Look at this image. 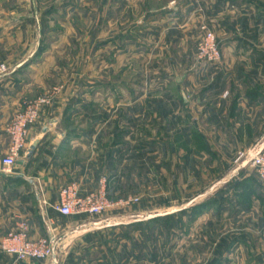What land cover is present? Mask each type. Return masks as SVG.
I'll return each mask as SVG.
<instances>
[{"label":"rangeland","instance_id":"1","mask_svg":"<svg viewBox=\"0 0 264 264\" xmlns=\"http://www.w3.org/2000/svg\"><path fill=\"white\" fill-rule=\"evenodd\" d=\"M164 1L31 0L33 7L51 9L50 18L43 22L45 38L38 37L33 17L28 15L25 27L13 34L10 57L5 60L8 74L21 64L19 68L26 70L39 58L32 71L21 77L25 102L55 89L62 91L69 105L67 123L83 136L72 143L68 158L93 168V177L106 176L112 197L137 198L128 207L109 212L119 214L115 222L125 225L134 264H212L215 257L221 264H264L257 261L264 248V223L260 220L264 217V182L250 165L240 170L243 177L234 172L238 154L250 145L242 148L241 141L222 130L229 126L198 125L207 141L195 132L197 126H189L185 138V125L169 123L173 103H181L174 91V72L169 78V49L162 53L154 45L157 30L167 23L144 25L151 29L143 31L154 34L150 38L134 33L135 26L151 15L145 7L155 8ZM216 1L194 0L195 8L187 13L193 54L182 67L177 63L176 73L189 74L190 85L213 84L214 68L219 65L196 55L201 25L217 34L219 44L226 40L228 56L236 52L238 56L256 55V49L264 46V0H221L235 5L219 17L210 11ZM8 3L16 6L25 0ZM171 4L178 5L179 0ZM206 6L208 11H203ZM24 11H15L14 17L24 16ZM222 20L235 31L226 30ZM124 32L128 35L122 41ZM134 36L145 42L144 48L139 46L143 56H134L138 47ZM123 43L125 54L119 46ZM157 53L161 55L154 56ZM181 78L186 85V77ZM176 110L181 112V108ZM187 205L191 208L184 213L139 221ZM5 227L0 222V235ZM243 239L250 240L253 253L245 249L228 253L227 246ZM217 243L222 245L219 257Z\"/></svg>","mask_w":264,"mask_h":264},{"label":"crops","instance_id":"2","mask_svg":"<svg viewBox=\"0 0 264 264\" xmlns=\"http://www.w3.org/2000/svg\"><path fill=\"white\" fill-rule=\"evenodd\" d=\"M8 1L13 0H0V62H5L10 57L8 52L13 44V34L25 27L28 15L33 17L32 21L38 30V37L44 40L43 22L48 21L51 11L50 8L42 10L40 5L33 7L31 0H25V3L16 6L9 4ZM190 1L191 3L187 4L179 0L178 5H172L173 0H165L158 7H145L147 14L151 15L134 29L135 35L145 34L150 38L154 34L143 31L151 29L144 25L167 23V27L157 30V41L154 45L161 52L164 48L169 49V65L172 66V70H169V78L171 71L174 72L175 87H177L174 91L177 92L181 103L178 106L174 96L173 105H175L171 109L173 112L169 115V123L181 122L185 125L186 130L182 132L185 138L190 133L188 127L197 126L198 131L195 132L201 134L200 137L207 141H209L207 136L198 129V125L210 123L215 126H229V129L225 127L222 130L228 131L227 133L235 140L241 141V147L249 145L248 149L252 146L264 147V46L256 49L257 56L253 55L254 53L249 56H238L237 52L234 56L233 54L228 56L227 52H224L228 43L225 40L223 44L220 39L221 42L218 44L222 57L219 65L214 68L216 80L207 86L190 85L189 74H185L184 71L176 73L177 67H182L189 61V54H193L190 23L186 18L187 13L196 5L194 0ZM226 2V4L221 0L215 2L213 10H210L214 16L219 17L225 10H231L235 5L233 2ZM24 9H26L24 16L14 17L15 11L23 12ZM204 9L208 11L207 6L202 8L203 11ZM227 16L232 17L228 14ZM241 19L242 24L246 26L243 22L244 18ZM261 20L263 34L264 10L261 13ZM222 21L224 28L230 29L233 33V25ZM127 35L125 32L121 35L122 41ZM134 43L136 47L138 46L135 48L134 56H143L139 49L144 48V40L134 36ZM119 46L123 48L125 54L126 44ZM44 50L45 47L41 49V53ZM158 55L161 54L157 53L154 56ZM38 63L39 58L26 70L19 68L23 67L22 64L19 67L17 65V70L14 68L0 79V222L6 225L1 232L0 240L8 231L17 230L21 224H24L31 239H51L55 255L47 260L27 259L14 262L13 258L0 252V264H134L135 255L126 240L127 232L123 228L125 225L115 222L120 219L119 214L108 212L90 217L87 214L63 215L56 210L63 186L76 182L80 194H86L97 189L102 176L93 177L91 175L93 168L78 164L67 156L71 151L72 143L83 136L71 129L67 123L66 110L69 105L62 91L55 92L53 101L43 108L36 122L29 127L26 146L21 151L16 164L10 171H6L2 165L1 159L7 154L10 145L6 127L12 116L23 108L26 101L24 98L26 88L23 87L24 82L21 77L26 72L32 71V64ZM232 66L237 68L232 69ZM11 73L14 74L12 77L9 76L12 75ZM197 73L199 76V72ZM184 76L187 80L186 85L182 84L181 77ZM176 108H181V112L177 110L174 112ZM221 133L220 131L219 137L222 139ZM36 141L38 142L36 148L28 157V152ZM210 149L213 148L210 146ZM247 165L238 166L234 172L241 173V169ZM99 169L96 173L100 171ZM190 207L187 205L183 208ZM144 220L152 219L145 218L139 221ZM260 220L264 223V217ZM249 245L248 239L237 240L229 246L228 253L233 254L244 249L253 253V245ZM260 252L262 253L257 261H264V248ZM227 262L230 261L224 264Z\"/></svg>","mask_w":264,"mask_h":264},{"label":"built area","instance_id":"3","mask_svg":"<svg viewBox=\"0 0 264 264\" xmlns=\"http://www.w3.org/2000/svg\"><path fill=\"white\" fill-rule=\"evenodd\" d=\"M201 37L196 46L197 57L209 64L221 62L222 52L218 44L215 33L206 25L200 26ZM9 65L0 62V79L8 74ZM58 90L49 94H44L35 99L25 102L23 108L17 111L6 127V132L10 139L7 154L1 159L6 171H10L20 157L21 151L25 148L29 127L36 122L44 107L53 101V95ZM249 159V165L254 168L261 182H264V147L255 146L240 152L236 159V164H240ZM137 198H114L109 195L107 178L101 176L96 190L86 194H80L79 186L76 182H71L63 186L59 193V202L56 205L63 215L88 214L90 216H100L111 212L116 208H124L135 203ZM0 250L13 257L17 261L27 259L47 260L54 254L51 239L40 238L33 240L28 234L24 224L19 229L8 231L0 240Z\"/></svg>","mask_w":264,"mask_h":264},{"label":"trees","instance_id":"4","mask_svg":"<svg viewBox=\"0 0 264 264\" xmlns=\"http://www.w3.org/2000/svg\"><path fill=\"white\" fill-rule=\"evenodd\" d=\"M240 182H236V183H234V185H237V186H240L241 184H239ZM107 186H108V191H109V182H108V179H107ZM109 195L110 196H112L111 195V193H110V191H109ZM226 197V196H225ZM195 206H197V205H195ZM194 206V207H195ZM191 208V207H190ZM190 208H183V209H181V210H179V211H177V212H174V213H172V214H168V215H165V216H160V217H156V218H154V219H157V218H161V217H171V216H173V215H175V214H178V213H184V212H186V211H188ZM216 246H217V248H216V251H215V253L217 252V256H218V254H222V245H221V243H217L216 244ZM227 248H229V246H227ZM219 257V256H218ZM215 260L216 261H214L212 264H220V258H216L215 257ZM211 264V263H210Z\"/></svg>","mask_w":264,"mask_h":264},{"label":"water","instance_id":"5","mask_svg":"<svg viewBox=\"0 0 264 264\" xmlns=\"http://www.w3.org/2000/svg\"><path fill=\"white\" fill-rule=\"evenodd\" d=\"M46 129H44V131H45ZM37 141L36 142H34L33 144H32V146H31V148H30V150H29V152H28V157H30L31 156V154L33 153V150L36 148V145H37ZM249 163V159H246V160H244L241 164H240V166L239 167H243V166H245V165H247ZM179 210H181V209H174V210H170L169 212H166V213H156V214H151V215H149L148 217H147V219H153V218H156V217H160V216H165V215H168V214H172V213H174V212H177V211H179ZM55 254H53L52 256H54Z\"/></svg>","mask_w":264,"mask_h":264}]
</instances>
